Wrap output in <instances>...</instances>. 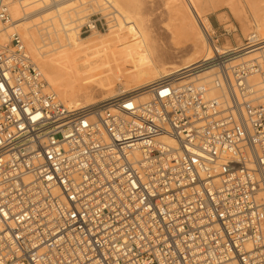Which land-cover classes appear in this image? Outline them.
<instances>
[{"label":"built area","instance_id":"1","mask_svg":"<svg viewBox=\"0 0 264 264\" xmlns=\"http://www.w3.org/2000/svg\"><path fill=\"white\" fill-rule=\"evenodd\" d=\"M13 1L0 0L3 24ZM9 40L0 264H264V101L247 83L258 63L233 64L229 51L189 72L216 69V96L189 75L74 110L18 33Z\"/></svg>","mask_w":264,"mask_h":264},{"label":"bare ground","instance_id":"2","mask_svg":"<svg viewBox=\"0 0 264 264\" xmlns=\"http://www.w3.org/2000/svg\"><path fill=\"white\" fill-rule=\"evenodd\" d=\"M102 1V4L106 6L100 9L112 8L113 10L106 15H112L115 20V24L109 25V31L112 32V35L105 40H93L85 43V41L80 39L82 37L80 36V28L83 24L81 20L83 15L80 16V14L83 13L85 8H77L85 5L87 0H15L10 5L11 22L8 24L0 22V35L5 34L2 42L10 39L13 32L18 33L20 36L22 34L24 39L27 40L30 50L28 52L33 53L41 67L47 86L57 96H60L59 99L61 98L62 100H60L69 109L75 110L92 106L124 93L136 91L160 79L169 77L189 78V75H194L192 78L194 81L208 85L209 96H216L220 94V90L217 89L214 83L215 78L213 77L216 76L217 71H214L215 69L212 66L192 73L189 72L214 56L222 55L229 51L236 53L245 50L241 52L242 54L232 57L231 60L241 57L242 62L247 63L249 66L253 65V61L259 64V61H256L257 58L251 56L260 53L264 58V44H262L264 43V30L260 24L255 22L254 31L263 35L262 37L256 35L257 39L250 46L242 48V45L234 49H219L209 33L211 29L210 22L201 20L198 16L197 4L193 0H187L188 18L190 17L188 21L189 32L191 37L195 39L192 57L182 67L176 64L161 63L146 46L140 47L138 44H131L129 39L116 31L122 29V27H127L129 24L130 30L136 35L137 40L143 38V35L139 32V26L136 23H132L126 15H122L111 0ZM75 3L78 4L74 5ZM97 4L101 6L98 1ZM57 21H59L58 25L60 28L55 26ZM40 26L42 27L40 28ZM9 28L12 29L8 32ZM37 33L43 43L41 46L37 43ZM53 34L57 37L56 41L51 39ZM252 34L249 33L247 39L251 38ZM91 35H102V33L99 30L92 29V32L87 36ZM63 38L66 41L65 44L62 43ZM54 42H57L59 47L49 49L46 52L41 50L44 45L53 44ZM80 43L85 44L80 45ZM0 44L2 43L0 42ZM143 44L145 45V43ZM131 46L135 47L133 51L129 48ZM91 47H94V50H91ZM48 53L51 55L46 57L45 54ZM210 53L212 56H210ZM201 54H204L203 57L198 59L197 56H201ZM231 63L235 64L234 61ZM126 65H131L134 71L129 74L124 72L123 67ZM105 69L108 70L110 76H106ZM258 74L261 75L263 85H261V81L258 83L252 82V78L255 79V76L259 77ZM124 76L128 78L127 85H124L121 91L117 93L114 91L115 84L120 82ZM83 77H87V80L93 85L95 84L96 89L102 92L100 97L96 98L92 93H87L83 100L80 101L78 96L81 88H77L76 83ZM258 77L256 80L259 79ZM247 83L250 93L256 95L254 98L264 100V73L256 72L252 74L247 79ZM143 93L140 100H147L148 93ZM160 141L166 145L175 146L174 141L169 138L163 137Z\"/></svg>","mask_w":264,"mask_h":264},{"label":"rangeland","instance_id":"3","mask_svg":"<svg viewBox=\"0 0 264 264\" xmlns=\"http://www.w3.org/2000/svg\"><path fill=\"white\" fill-rule=\"evenodd\" d=\"M97 1L98 3L101 4V6H98ZM111 1L114 3L115 7L121 12L122 15H126V17L130 18L132 23H136L139 26V32L143 35V38H141L140 40H137L136 35L133 32H131L129 24L127 27L124 28L122 27V29L116 30L117 32L123 34L127 39H129V42H131V44H138L140 47L146 46L150 50V52L154 54V57L157 60H159V62L166 64H176L179 67H182V65H184L185 62L192 57V51H193L192 48L194 47L193 45L195 44L194 43L195 39L191 37V33L189 32L190 26L188 21L190 20V17L188 18L189 12H188L187 0H111ZM193 1L197 4L198 16L200 17V19L208 20L210 22L209 24L211 29L209 30L210 31L209 33L211 35V38L215 40L219 49H234L237 47H241L242 45L245 44V40L247 39L249 33H254L256 35H260L261 37L264 34L260 32L256 33L254 31L255 22L260 24L264 30V24H263L264 0H193ZM102 3H103L102 0H87V3L85 5L79 6L77 8V9L85 8L83 13L80 14V16L83 15L81 19L83 24L81 25L80 28V36L82 37H80V39L85 41V43L91 42L93 40L96 41L105 40L110 38V36L112 35V32L109 31V25L115 24V20L112 17V15L110 16L106 14L108 12H111L113 9L112 8H108L104 10L100 9L106 6ZM76 4L78 3H75L74 5ZM89 17L90 18L101 17L102 23H106L104 25V29L99 30V32L102 33V35L87 36L92 32V30L89 28L86 30L85 28L82 27L87 23ZM58 23L59 21L55 22V26L57 28H60ZM41 27L42 26H40V28ZM11 29L12 28H9L8 32L11 31ZM18 32L21 34L20 31ZM21 36L20 38L25 46L26 51L28 52L29 46L27 44V40H25L24 37ZM4 38H5V34L0 35V42L2 44L9 43L10 41L9 39H6L5 42H2ZM51 39L52 41H56L55 40L57 39L56 35L53 34ZM65 42L66 41L63 38L62 43L65 44ZM37 43L39 46L43 45V43L40 41V38L38 37V33H37ZM85 43H80V45H83ZM143 43H145V45ZM211 46L213 45L211 44ZM57 47H59V44L57 42H54L53 44L49 43L44 45V47H42L41 50L46 52L49 49L57 48ZM65 47L69 48L68 46ZM129 48H131L130 50L133 51L135 47L131 46ZM90 49L94 50V47H91ZM244 51L245 50H241L231 54L229 56V59H231L236 55L242 54L241 52ZM28 54L31 60L38 66L39 70L41 71V67L38 64L37 60L35 59L33 53L28 52ZM45 55L46 57H49L51 54L48 53ZM203 55L204 54H201V56H197V58L199 59L203 57ZM210 56H212L211 53ZM251 57L257 58L256 61H259V66H261L259 73L260 72L264 73V58L260 55V53ZM197 58H195V60H197ZM231 61H234V63H239L242 62L243 60L240 57V58H235ZM123 69H124L123 71L128 74L134 71V68L131 65H126L123 67ZM214 71H216V69ZM104 72L106 76H110V73L108 72L107 69H105ZM258 75L259 77L258 76L257 77L259 79L256 80L257 77L255 76V79L252 78V82L258 83L259 81H261V75L260 74ZM126 76L122 77L121 81L115 84L114 87L115 92L117 93L120 92L122 87H124V85L125 86L127 85L128 78ZM43 77L45 79L44 75ZM81 79H83L84 81ZM81 79L80 81H77L78 83H76V87L81 88V91L79 92V96H78L80 101L83 100V98L87 95V93H92L96 98L100 97L102 92L96 89L95 84L93 85L89 80H87V77H83ZM261 85H263L262 81H261ZM49 89L51 90V88ZM51 91L54 92L53 90ZM255 96L256 95H254V97Z\"/></svg>","mask_w":264,"mask_h":264}]
</instances>
